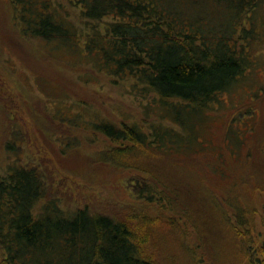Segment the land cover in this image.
<instances>
[{
  "label": "trees",
  "instance_id": "1",
  "mask_svg": "<svg viewBox=\"0 0 264 264\" xmlns=\"http://www.w3.org/2000/svg\"><path fill=\"white\" fill-rule=\"evenodd\" d=\"M8 1L21 37L60 39L65 44H72L73 37L84 41V51L98 60V73L117 82L131 80L135 89L154 94V103L179 128L165 126L163 117L152 123L150 105L141 123L117 125L100 120L85 128L109 142L94 154L95 160L143 173L130 181L141 203L127 216L93 212L88 207L66 211L52 192V179L39 164L23 162L19 156L8 163L0 172V264H175L184 253L195 264L190 242H185L191 236L188 223L182 222L197 229V238H205L187 205L201 199L194 194L196 189L209 188L203 176L194 175L193 180L183 172L163 173L159 163L165 158L182 160L179 164L189 170L202 166L197 157L174 154L188 150L194 142L195 131L192 136L185 130L193 126L187 119L191 115L199 119L243 74L244 50L238 39L239 31H244L241 18L257 4L237 0V4L223 5L213 0L230 14L222 28L215 27L229 31L227 35L212 28L209 14L216 6L212 0H70L80 9L79 33L60 17L52 0ZM211 35L217 36L214 45ZM11 134L18 136L6 143L5 151L17 154L22 150L17 143L22 132L16 129ZM236 188L226 193L209 189L214 196L213 216L218 211L222 217L219 223L227 229L236 264H264L256 207Z\"/></svg>",
  "mask_w": 264,
  "mask_h": 264
},
{
  "label": "rangeland",
  "instance_id": "2",
  "mask_svg": "<svg viewBox=\"0 0 264 264\" xmlns=\"http://www.w3.org/2000/svg\"><path fill=\"white\" fill-rule=\"evenodd\" d=\"M216 1L223 5L238 3ZM253 1L256 9L240 15L244 25V31L238 33L244 50L243 74L199 119L193 115L187 119L193 126L185 130L192 136L195 131L194 142L188 150L174 154L177 158L185 154L197 157L202 166L189 170L179 164L182 160L176 163L165 158L159 165L163 173L183 172L193 180L199 174L214 192L218 189L226 193L237 186L239 195L256 207L257 231L260 243H264V1ZM52 2L60 9V17L79 33L83 26L80 9L70 0ZM216 6L209 21L213 29L228 35L229 31L216 28H222V21L227 22L230 14L225 13L224 6ZM13 14L10 1L0 0V172L19 156L23 162L39 164L45 170L53 181L54 196L66 211L88 207L93 212L127 216L141 203L133 195L130 181L143 173L95 160L94 154L97 156L109 142L85 128L100 120L117 125L125 121L141 123L142 117H147L148 105L152 123L163 117L165 126H179L154 103V94L135 89L131 80L117 82L98 73V60L84 51V41L73 37L74 44H65L60 39L23 38ZM210 38L212 45L217 43L216 35ZM16 129L22 132L17 141L22 150L17 154L5 151L6 143L18 136L10 135ZM209 189H196L194 194L201 199L187 205L192 221H197L205 238H197V229L183 221L188 223L185 226L191 235L185 242H190L195 264H236L227 229L219 223L222 217L218 211L213 216L214 196ZM217 196L221 200V195ZM253 248L251 254L256 250ZM165 256L170 260L168 252ZM175 262L191 264L185 253Z\"/></svg>",
  "mask_w": 264,
  "mask_h": 264
}]
</instances>
